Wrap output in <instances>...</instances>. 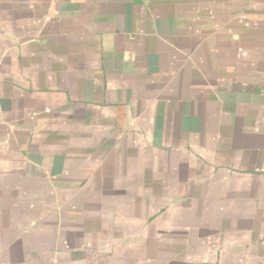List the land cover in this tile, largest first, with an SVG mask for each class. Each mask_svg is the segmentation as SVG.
<instances>
[{"label": "crops", "instance_id": "crops-1", "mask_svg": "<svg viewBox=\"0 0 264 264\" xmlns=\"http://www.w3.org/2000/svg\"><path fill=\"white\" fill-rule=\"evenodd\" d=\"M0 264H264V0H0Z\"/></svg>", "mask_w": 264, "mask_h": 264}]
</instances>
